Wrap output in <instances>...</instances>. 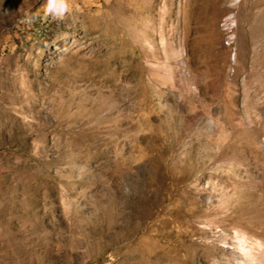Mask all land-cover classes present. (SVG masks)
I'll return each mask as SVG.
<instances>
[{
	"label": "rangeland",
	"instance_id": "rangeland-1",
	"mask_svg": "<svg viewBox=\"0 0 264 264\" xmlns=\"http://www.w3.org/2000/svg\"><path fill=\"white\" fill-rule=\"evenodd\" d=\"M0 264H264V0H0Z\"/></svg>",
	"mask_w": 264,
	"mask_h": 264
}]
</instances>
